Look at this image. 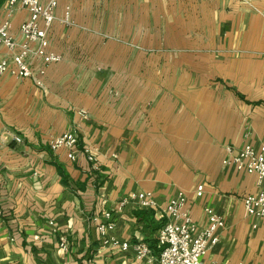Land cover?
<instances>
[{
  "label": "crops",
  "instance_id": "0c3cea01",
  "mask_svg": "<svg viewBox=\"0 0 264 264\" xmlns=\"http://www.w3.org/2000/svg\"><path fill=\"white\" fill-rule=\"evenodd\" d=\"M147 2L57 0L46 49L60 60L27 58L43 87L0 77V264H159L157 232L178 192L199 229L206 209L224 221L204 264H264V219L243 208L259 192L256 176L230 162L244 144L264 146V0L181 1L201 31L158 41L147 36ZM28 18L14 7L19 45ZM19 51L0 44V61ZM69 132L78 138L73 161L49 147ZM144 191L155 209L119 206ZM105 212L115 223L107 244L97 229ZM113 241L146 243L151 255L138 260Z\"/></svg>",
  "mask_w": 264,
  "mask_h": 264
},
{
  "label": "built area",
  "instance_id": "2783aa9c",
  "mask_svg": "<svg viewBox=\"0 0 264 264\" xmlns=\"http://www.w3.org/2000/svg\"><path fill=\"white\" fill-rule=\"evenodd\" d=\"M3 6L6 10V16L0 20V44L11 52H14L17 47L20 48V51L13 54L11 62L0 61V77L9 75L21 79H33L38 87H43V82L35 76L27 58L39 59L44 66L60 60L58 56L46 49L47 31L56 19L54 11L57 7V0H48L46 3H43L42 0H3ZM16 6H20L29 14L28 20L19 27L22 38L20 45L14 40L10 31V17ZM62 22L68 23L67 12ZM30 44H37V48L32 50ZM39 75H44L43 69L39 71ZM80 114L85 116L84 112ZM14 141L20 143V138L15 137ZM77 145L78 138L72 132L65 133L49 143V147L53 151L61 148L68 149L70 151L68 158L71 161L75 159L72 150ZM226 152L232 156L233 149L228 147ZM84 153L87 155L92 170L98 171L99 167L93 156L89 154L88 150H84ZM230 162L236 170L256 176L259 192L256 195H248L243 198V208L247 216L264 219V146L254 148L250 144H244L237 150L236 156L232 157ZM203 190L202 185L197 186L195 189L196 197H202ZM129 204L143 209H155L157 207L153 195L145 191L131 194L122 200L119 206L124 207ZM186 204L185 193L178 192L166 207L168 221L157 232V247L160 250L159 264H204L203 258L208 250L219 242L218 233L225 226L223 219L212 209H206L208 224L205 228L199 229L187 211ZM103 216L105 221L98 224L97 229L101 241L107 244L110 241L108 236L114 230L115 223L111 212H105ZM112 245L122 252L132 247L138 260H144L151 255L150 248L143 242L131 245L127 242L113 241ZM60 247L66 249L67 245L62 243Z\"/></svg>",
  "mask_w": 264,
  "mask_h": 264
},
{
  "label": "rangeland",
  "instance_id": "374dc122",
  "mask_svg": "<svg viewBox=\"0 0 264 264\" xmlns=\"http://www.w3.org/2000/svg\"><path fill=\"white\" fill-rule=\"evenodd\" d=\"M181 1H185L186 5L190 4V0H151L152 4L147 2L149 5H154V11L143 14L144 17L146 16L143 20H147V23H151L153 19V27L147 35L148 38L151 37V39L158 41L163 38L176 39L178 36L183 35L190 38L197 36L201 31L195 18L198 14L187 11L185 13L179 12L178 5ZM122 14L124 16L131 15L128 11ZM141 37H144V35H141Z\"/></svg>",
  "mask_w": 264,
  "mask_h": 264
}]
</instances>
